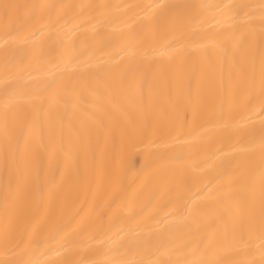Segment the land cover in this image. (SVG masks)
<instances>
[{"label":"bare ground","instance_id":"1","mask_svg":"<svg viewBox=\"0 0 264 264\" xmlns=\"http://www.w3.org/2000/svg\"><path fill=\"white\" fill-rule=\"evenodd\" d=\"M0 264H264V0H0Z\"/></svg>","mask_w":264,"mask_h":264}]
</instances>
